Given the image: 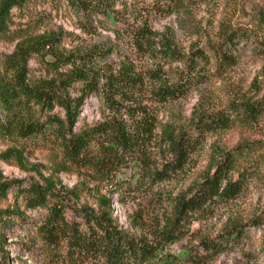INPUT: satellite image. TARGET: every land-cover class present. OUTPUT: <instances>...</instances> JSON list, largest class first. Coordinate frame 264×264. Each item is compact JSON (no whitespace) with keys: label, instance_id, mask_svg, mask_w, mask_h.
Here are the masks:
<instances>
[{"label":"trees","instance_id":"1","mask_svg":"<svg viewBox=\"0 0 264 264\" xmlns=\"http://www.w3.org/2000/svg\"><path fill=\"white\" fill-rule=\"evenodd\" d=\"M31 1L0 0V41L15 42L11 52L0 54V140L16 144L1 152L0 160L37 175L7 180L0 170V202L13 197L0 206V230L30 223L44 249L31 245L29 253L50 264L172 263L175 258L165 251L192 235L195 221L237 199L261 173L264 142H245L214 152L208 167L186 184L188 165L211 135L264 120V96L214 111L204 104L181 117L174 107L203 82L210 63L206 50H182L153 30L148 10L137 11L127 2L118 9L116 0L67 2L85 21L84 31L93 34L97 23L104 24L149 62L115 53L113 43L68 48L69 33L62 28L39 31L41 19L13 28V10H23ZM186 1L156 0L152 10L170 15ZM258 25L264 32V10ZM237 39L229 32L214 53L230 63L228 51L236 48ZM32 59L44 74L34 75ZM93 97L100 102V118L80 125L83 106ZM31 145L54 153L55 174L26 164L25 149ZM63 172L76 176L72 187L58 177ZM150 197L170 208L163 218L151 215L150 203L140 205ZM115 203L140 206L132 219L142 235L121 226ZM150 215L151 224L146 220ZM244 231L233 224L213 238L200 239L188 247L187 263L213 261ZM5 245L0 233V264L6 260Z\"/></svg>","mask_w":264,"mask_h":264},{"label":"rangeland","instance_id":"2","mask_svg":"<svg viewBox=\"0 0 264 264\" xmlns=\"http://www.w3.org/2000/svg\"><path fill=\"white\" fill-rule=\"evenodd\" d=\"M124 2L137 7V11L148 10L149 13L145 15L158 35L169 37L182 50L199 47L206 50L210 56V63L203 72V82L174 107L178 115L187 117L204 104L214 111L225 109L234 101L241 102L244 99H258L264 96V32L258 25V15L264 10V0H188L179 11L170 15L152 10L156 7V0H116L115 8L122 9L121 4ZM37 19H41L39 31L62 28L68 32L65 40V46L68 48L113 43L116 45L115 53L128 56L137 63L149 62L129 49L130 41L120 43L116 34L104 24L97 23L93 34L84 31L82 25L85 21H82L81 16L70 7L67 0H32L23 10H13V28ZM229 32L238 35V39L236 48L228 51L231 62L225 63L224 58H220L213 50L223 45ZM14 45L15 42L0 41V54L11 52ZM110 61L117 62V55H112ZM30 68L34 75L45 73L43 66L36 59L31 60ZM100 115V102L95 97L89 98L80 114V125L92 123L99 119ZM245 142H264V120L252 126L236 125L211 135L200 154L193 157L188 165L186 184L197 179L208 167L214 152L232 150ZM14 145L16 144L11 141L0 140V153ZM24 157L28 166L37 165L45 175L55 174L56 158L50 149L31 145L25 149ZM0 170L7 180H28L37 176L35 172L25 171L13 162L2 160ZM58 177L67 187H72L77 181L75 175L66 172L58 174ZM170 186L168 184V189ZM12 200L11 194L9 200L0 202V206H5ZM149 203L150 209L153 206L154 211L151 215H158L160 219L170 209L165 210L167 204L162 207L155 204L152 197L150 200H142L140 205L146 208ZM138 208L132 204L122 206L115 203L121 226L137 236L143 233V230L134 226L132 219L133 214L140 210ZM27 214L35 215L30 211ZM151 215L146 217L150 224ZM233 224L244 227V236L234 241L219 257L206 264H264V166L261 173L250 181L248 189L237 199L220 205L195 221L191 227L192 235L174 243L165 251V255L175 258V261L169 264H188L186 251L189 246L197 245L202 238H213ZM0 233H3L6 239V260L3 264H50L45 258L34 257L29 253V250L44 249L30 223L15 224L9 230H0ZM31 245L34 249L30 248Z\"/></svg>","mask_w":264,"mask_h":264}]
</instances>
